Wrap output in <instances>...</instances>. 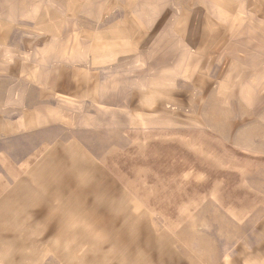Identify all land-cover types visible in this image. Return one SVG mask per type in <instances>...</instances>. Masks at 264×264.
I'll list each match as a JSON object with an SVG mask.
<instances>
[{"label": "rangeland", "instance_id": "374dc122", "mask_svg": "<svg viewBox=\"0 0 264 264\" xmlns=\"http://www.w3.org/2000/svg\"><path fill=\"white\" fill-rule=\"evenodd\" d=\"M33 1L55 21L29 30L16 16L10 42H95L111 26L87 23V0ZM170 2L185 31L170 47V37L152 40L157 30L141 32L144 45L128 48L129 76L172 60L176 70L190 62L192 76L182 72L174 94L145 95L140 108L166 99L154 119L130 118V103L126 123L91 112L58 130L60 142L0 202V264H264V0ZM119 10L103 17L116 22ZM191 29V46H180ZM201 29L220 36L199 45Z\"/></svg>", "mask_w": 264, "mask_h": 264}, {"label": "crops", "instance_id": "0c3cea01", "mask_svg": "<svg viewBox=\"0 0 264 264\" xmlns=\"http://www.w3.org/2000/svg\"><path fill=\"white\" fill-rule=\"evenodd\" d=\"M170 1L138 0L135 6H128V0L124 2L125 5L120 2L107 5L105 0H87V23L93 26L97 22L111 24L104 36H95V42H36L40 46L29 49V42H10L16 16L23 17V24L31 26L29 30L34 24L41 31L42 25L54 22L57 16L44 6L45 1L6 0L7 11L0 13V202L9 196V191L13 192L20 177L32 168L33 159L43 156L44 160L47 157L48 149L52 146L50 144L58 141L55 135L66 124L90 119L94 117L89 115L91 112H102L104 115L107 112L110 119L113 112L115 116L119 115L118 112L121 113L120 120L126 123L130 103H134L132 110L135 112L130 118L136 116L142 121L151 117V114L159 115L161 110H166V99L157 98L151 102V106L141 108L139 103L144 101L145 95L174 94L176 90H182L176 87L175 80L182 78V72L188 77L192 76L190 62L183 64L184 70H176L175 66L170 67L174 60L168 61L164 69L152 70L145 77L141 72L129 76L126 61L130 52L128 48L133 42L136 47L144 45L143 31L157 30L158 35H153V41L160 43L167 39L165 37H170L165 44L176 46V34L185 31V28L174 17V3ZM116 8H120L118 21L113 22L110 16L103 17V11ZM219 8L228 10L224 6ZM79 9L80 4L73 11V16ZM38 12L39 15H35ZM165 29L169 34L161 32ZM55 30L58 31V28ZM191 31L187 32L188 39L186 34L183 35L184 42H179L180 46H191ZM138 34L143 37L140 39ZM219 36L218 32L212 36L201 29L199 45L201 42H214ZM239 43L233 45L238 46ZM16 46L21 50L19 53L12 51ZM145 78L150 85L147 91L143 90ZM136 80L140 81V85H135ZM129 86L132 89L133 86L140 87L129 94ZM149 109L152 111L149 112ZM71 110L87 113H77L76 119L70 117ZM54 149L56 146L50 151ZM71 150L79 152L76 146ZM75 161L77 164L74 166L78 168L80 161Z\"/></svg>", "mask_w": 264, "mask_h": 264}]
</instances>
